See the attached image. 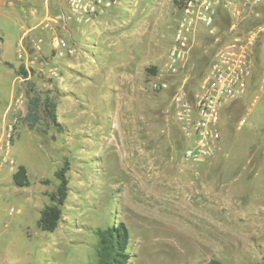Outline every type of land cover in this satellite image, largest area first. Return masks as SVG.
<instances>
[{
	"label": "rangeland",
	"instance_id": "374dc122",
	"mask_svg": "<svg viewBox=\"0 0 264 264\" xmlns=\"http://www.w3.org/2000/svg\"><path fill=\"white\" fill-rule=\"evenodd\" d=\"M49 3V14L60 12L59 1ZM17 11H0V145L13 124L9 155L0 151V264H94L96 230L120 223L128 264H264V34L249 91L222 114L215 154L192 162L175 107L200 93L223 30L198 26L185 65L171 74L174 0H116L90 25H38L20 41ZM52 33L68 43L62 57ZM24 51L35 62L27 65ZM64 161L68 195L56 230L44 232L39 211ZM19 165L27 187L13 184Z\"/></svg>",
	"mask_w": 264,
	"mask_h": 264
},
{
	"label": "built area",
	"instance_id": "2783aa9c",
	"mask_svg": "<svg viewBox=\"0 0 264 264\" xmlns=\"http://www.w3.org/2000/svg\"><path fill=\"white\" fill-rule=\"evenodd\" d=\"M61 10L47 14L39 25L51 30L72 23L90 25L95 18L106 12L116 0H57ZM179 22L169 49L167 70L179 72L185 65L198 26L214 34L220 22V14L230 22L218 37L212 59L205 73L200 93L193 101L178 98L175 120L179 130L190 144L184 150V158L197 162L213 156L221 138L223 112L244 97L253 81L256 47L264 34V0H180ZM251 24L246 29L245 24ZM53 51L58 57L68 52L65 39L51 34ZM41 41H38L40 43ZM39 50V46L34 45ZM21 103V101H18ZM242 123V122H241ZM13 124L5 128V141L0 145L4 157L9 155ZM13 213V209H10Z\"/></svg>",
	"mask_w": 264,
	"mask_h": 264
},
{
	"label": "trees",
	"instance_id": "16d2710c",
	"mask_svg": "<svg viewBox=\"0 0 264 264\" xmlns=\"http://www.w3.org/2000/svg\"><path fill=\"white\" fill-rule=\"evenodd\" d=\"M178 3V9L180 8V0H174ZM220 22L216 25L219 31H225L229 25L230 19L226 14H220ZM251 22L245 24L244 28H248ZM222 27L223 29H220ZM148 72L155 73V68H148ZM26 76V73L23 72ZM43 108L47 118L52 122L54 126L60 129V124L57 122L56 116V104L46 98L43 102ZM40 107L39 99L35 98L31 101V107L29 108L28 119L36 121V113ZM69 170L68 161H64L55 172L54 177L58 184L56 189L51 192L49 197V203L46 204L39 213L37 220V226L41 231L54 232L58 226V223L62 215V206L68 195L69 180L67 172ZM12 181L16 187H27L29 185V178L27 169L24 165H19L12 174ZM97 248L95 250L96 261L94 264H128L129 256L126 253V247L129 240L128 231L123 223L117 226H108L105 228L96 230ZM204 264H222L218 260H210Z\"/></svg>",
	"mask_w": 264,
	"mask_h": 264
},
{
	"label": "crops",
	"instance_id": "0c3cea01",
	"mask_svg": "<svg viewBox=\"0 0 264 264\" xmlns=\"http://www.w3.org/2000/svg\"><path fill=\"white\" fill-rule=\"evenodd\" d=\"M28 2L30 5L29 8L24 9L25 7H23L19 4L16 5L11 0H0V11L2 10V8H7V7L8 8L13 7L16 10H18L17 11L18 13L16 14V16H17V21L19 22L20 28L22 30L21 35L19 37V41L21 40V38L23 39V37L26 34H28L29 36H32L33 35L32 31H33L34 27H36L40 24V22L43 20V18H45V16L47 14H49V10H50L49 0H28ZM22 12H24V13H22ZM51 13H53V12H51ZM40 14L43 16L42 19H41V17H39ZM50 15H52V14H50ZM39 18H40V20H39ZM54 27L55 26H53V28L51 30L54 31L55 30ZM61 28H62V26H61ZM30 31H31V33H30ZM24 54H25L24 59H26L27 65H28V63H30L29 59H32L31 62H35L34 60L36 59V57L28 54L27 51H24Z\"/></svg>",
	"mask_w": 264,
	"mask_h": 264
}]
</instances>
